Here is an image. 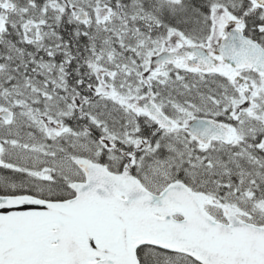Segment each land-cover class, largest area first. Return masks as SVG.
I'll return each instance as SVG.
<instances>
[{
    "label": "snow or ice",
    "instance_id": "1",
    "mask_svg": "<svg viewBox=\"0 0 264 264\" xmlns=\"http://www.w3.org/2000/svg\"><path fill=\"white\" fill-rule=\"evenodd\" d=\"M0 264H264V0H0Z\"/></svg>",
    "mask_w": 264,
    "mask_h": 264
}]
</instances>
